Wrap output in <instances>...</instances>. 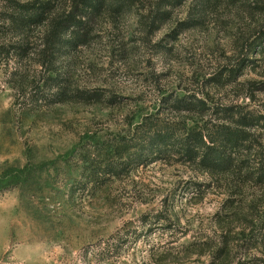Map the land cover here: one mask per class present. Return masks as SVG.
Masks as SVG:
<instances>
[{
	"label": "rangeland",
	"instance_id": "374dc122",
	"mask_svg": "<svg viewBox=\"0 0 264 264\" xmlns=\"http://www.w3.org/2000/svg\"><path fill=\"white\" fill-rule=\"evenodd\" d=\"M95 25L88 44L58 59L63 102L47 88L27 99L40 93L41 67L0 56V264H211L230 211L225 186L215 180L201 197L191 188L199 171L159 162L94 188V154L171 94L204 87L264 111V0H130ZM248 195L252 221L264 193L250 185ZM162 209L169 222L144 223ZM261 226L260 240L240 241L250 255L264 254ZM239 252L220 264L252 263Z\"/></svg>",
	"mask_w": 264,
	"mask_h": 264
},
{
	"label": "trees",
	"instance_id": "16d2710c",
	"mask_svg": "<svg viewBox=\"0 0 264 264\" xmlns=\"http://www.w3.org/2000/svg\"><path fill=\"white\" fill-rule=\"evenodd\" d=\"M208 1L203 0V4ZM129 2L0 0V56L5 54L9 62L31 57L41 67L39 85L35 87L41 89L40 93L36 89L26 98L39 101L43 97L39 95L47 88L56 102L65 101L68 76H63L56 66L58 59L88 44L97 20L108 12L123 13ZM37 30L39 37L33 41ZM261 38L259 46L264 50V33ZM203 90L204 87L169 95L164 98V104H159L154 113L144 115L124 136L107 141L105 150L94 154V188L108 180L127 178L153 163L192 167L201 173L198 176L204 177L191 182L195 194L204 197L208 192L206 187L215 180L228 192L224 208L230 211L225 219L220 217V230L216 231L219 242L212 248L211 264H220L233 249L240 251L239 261L249 257L251 264H264V254L250 255V246L240 243L262 238L256 229L258 222L264 231V209L258 218L250 221L248 195L250 185L264 193V155L259 151L252 154L264 146V111L250 109V104L245 102H221ZM167 202L165 199L164 204ZM171 218L170 209H162L144 223L150 224V219L165 223Z\"/></svg>",
	"mask_w": 264,
	"mask_h": 264
}]
</instances>
